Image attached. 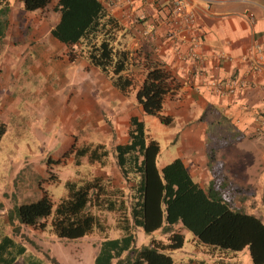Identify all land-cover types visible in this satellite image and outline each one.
Wrapping results in <instances>:
<instances>
[{
    "label": "crops",
    "instance_id": "0c3cea01",
    "mask_svg": "<svg viewBox=\"0 0 264 264\" xmlns=\"http://www.w3.org/2000/svg\"><path fill=\"white\" fill-rule=\"evenodd\" d=\"M8 1V27L0 42V124L6 127L0 143L6 134L13 136L12 152L36 155L37 161L0 160L3 175L24 163H36L33 170L45 174L47 157L59 165L70 155L68 166L80 148L103 146L108 151L105 166L82 157L77 168L95 175L75 176L65 184L112 172L122 188L113 148L129 142L130 120L137 117L148 138L159 145V170L179 159L203 189L212 183L224 186L223 196L234 210L246 214L257 203L264 212V0H184L195 15L200 40L196 61L182 60L174 52L187 53L193 35L180 28L187 41L169 38L175 26L168 0H98L124 27L122 45L163 62L176 76L180 87L166 99L162 113L171 118L168 126L143 114L134 91L122 94L113 88L83 58L81 45L67 46L52 36L60 18L54 11L58 0L32 13L19 0ZM233 80L248 86L233 94L210 87ZM135 234L139 248L142 234ZM140 240L142 246L147 242L144 236ZM29 257H24L27 264H47Z\"/></svg>",
    "mask_w": 264,
    "mask_h": 264
},
{
    "label": "trees",
    "instance_id": "16d2710c",
    "mask_svg": "<svg viewBox=\"0 0 264 264\" xmlns=\"http://www.w3.org/2000/svg\"><path fill=\"white\" fill-rule=\"evenodd\" d=\"M52 1L19 0L23 10L30 13L44 10ZM8 5V0H0V42L8 27ZM54 11L60 18L51 30L53 37L67 46L81 45L83 58L104 73L113 88L122 94L135 92L144 115L157 118L165 126L171 123L162 113L166 99L180 87L176 76L163 62L148 54L132 53L122 45L125 29L101 2L58 0ZM69 56L74 59L72 52ZM5 129L0 124V141ZM128 137L127 144L113 148L127 194L119 186L106 187L97 176L68 182L67 196L53 212L52 199L43 191L38 200L15 206L11 219L35 230L45 228L44 221L50 219L57 239L77 240L94 231L107 234L103 214L114 213L122 236L102 242L94 264H112L114 260L116 264H174L171 254L184 247L187 233L212 252L236 253L248 248L252 263L264 264V223L234 210L223 196L224 186L212 183L203 189L179 159L159 170V145L148 138L143 121L137 117L130 120ZM85 156L90 163L104 167L108 151L103 146L80 148L74 154L75 164L78 166ZM135 228L145 234L161 231L167 235V243L152 241L137 249ZM21 237L23 242L7 235L0 237V264H16L25 254L26 244L36 246L32 239ZM223 258L218 263L229 264ZM52 264L58 263L52 260Z\"/></svg>",
    "mask_w": 264,
    "mask_h": 264
},
{
    "label": "rangeland",
    "instance_id": "374dc122",
    "mask_svg": "<svg viewBox=\"0 0 264 264\" xmlns=\"http://www.w3.org/2000/svg\"><path fill=\"white\" fill-rule=\"evenodd\" d=\"M10 1L13 2L14 0ZM8 136L9 135L6 134L3 141L0 143V160L10 159L13 160L14 163H23L22 161L25 160L24 157H27V161L29 160L31 162L34 160L35 162L36 155L12 152L13 143L11 140L13 136ZM69 157L70 155L67 156V159ZM67 159L60 161L58 163L59 165L50 157L44 159L46 162L44 165L47 166L45 174H43L44 172L42 171L33 170L36 163L18 165L15 170H12L11 173L7 172L6 175H3V171L0 172V227L2 226L1 222H3V224L5 223L4 225L6 228L2 230L8 233L7 236L12 237L16 241L23 242L21 236H26L32 239L36 244V246L26 244L28 254L18 258L16 264H27V260L24 257L28 259L30 258V254L32 257L33 255L39 257L47 264H52V260H57L59 264H94L100 251L101 243L105 240H114L121 237V232L116 228L117 215L114 213L103 214V219L108 227L107 234L94 231L92 234L77 240L57 239L51 231L50 219L44 221L46 227L42 230L27 228L11 219V211L15 206L38 200L43 191L47 192L52 199L53 212L60 199L67 196L65 188V182L67 180L75 176L76 178H86L95 175V172L88 169H78L75 163V165L72 163L74 167L71 164L66 166ZM1 168H3V166H0V169ZM75 169L80 171L73 172ZM18 170H20V172L15 177V180L12 181ZM74 173H76V175ZM98 175V177L103 180L102 182L106 187L111 188L118 186L116 182L117 179L112 172H110L109 175L105 173H99ZM59 176H61V182L59 181ZM124 193L127 194V191H124ZM125 201H127V199H125ZM261 207L262 206L257 203L253 204L252 207L246 211V214L256 216L264 223V212ZM4 217L5 220L2 219ZM136 230L142 234L138 235L139 248H141L143 244L140 240L143 236L144 238L146 237L147 242H145L142 247L149 246L152 241H161L164 244L167 243V235H164L161 231L145 234L142 229L135 228L133 230L134 238L136 237ZM4 232H0V237L5 235ZM135 243L137 242L135 241ZM135 248H137L136 244ZM225 255H227V258L223 261H227L229 264H253L248 248L236 253H225ZM173 256L175 264H201V262L202 264H215L221 260L219 259L220 256L215 257V253L211 251V248L199 245L190 233L185 235L184 247L179 251L173 252Z\"/></svg>",
    "mask_w": 264,
    "mask_h": 264
},
{
    "label": "built area",
    "instance_id": "2783aa9c",
    "mask_svg": "<svg viewBox=\"0 0 264 264\" xmlns=\"http://www.w3.org/2000/svg\"><path fill=\"white\" fill-rule=\"evenodd\" d=\"M170 4V15L174 19L175 29L171 31L170 39L171 40H181L182 42L187 41L185 36L181 33L187 31L191 33L192 38L189 40L187 53L182 54L178 48H174L176 55L182 60L191 59L193 61L200 60L198 55V48L200 46V40L196 38L195 32L196 22L195 15L190 8V6L184 2V0H168ZM181 28V29H180ZM264 65V64H263ZM261 68L255 67V71H259ZM248 84L244 81H230V82H213L210 84V87L214 89L217 93L222 94H233L237 90H242L246 88Z\"/></svg>",
    "mask_w": 264,
    "mask_h": 264
}]
</instances>
